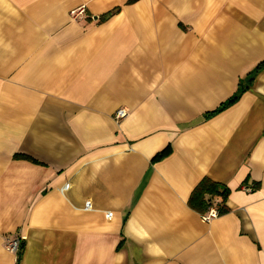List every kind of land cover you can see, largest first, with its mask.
Instances as JSON below:
<instances>
[{
    "label": "crops",
    "instance_id": "1",
    "mask_svg": "<svg viewBox=\"0 0 264 264\" xmlns=\"http://www.w3.org/2000/svg\"><path fill=\"white\" fill-rule=\"evenodd\" d=\"M126 1L0 0V264H264V0Z\"/></svg>",
    "mask_w": 264,
    "mask_h": 264
},
{
    "label": "trees",
    "instance_id": "2",
    "mask_svg": "<svg viewBox=\"0 0 264 264\" xmlns=\"http://www.w3.org/2000/svg\"><path fill=\"white\" fill-rule=\"evenodd\" d=\"M140 0H127V4L136 3ZM121 6H118L109 12L105 13L103 19L110 17L116 12H119ZM264 69V59L257 63V65L247 74L245 78H242L239 82L237 91L231 95L227 100H225L219 107L212 111L205 113V118H210L214 114L226 109L227 107L234 104L242 94L249 88V84L254 81L257 74ZM171 153V146H167L163 150L159 151L152 159L153 162H157L167 157ZM20 157L29 156L17 154ZM258 187V184L255 185ZM230 194V188L223 183L217 182L209 177H204L193 189L188 204L194 210L200 212L201 214L207 213L211 207H217L219 215L224 214L229 211V207L226 204L228 196ZM23 249L21 248L18 252V260L20 261Z\"/></svg>",
    "mask_w": 264,
    "mask_h": 264
},
{
    "label": "built area",
    "instance_id": "3",
    "mask_svg": "<svg viewBox=\"0 0 264 264\" xmlns=\"http://www.w3.org/2000/svg\"><path fill=\"white\" fill-rule=\"evenodd\" d=\"M71 15L74 19H84L86 17V6L82 5L79 6L71 11ZM128 115V111L125 108H119L115 112V118L121 119ZM246 190H250L251 188L245 187ZM219 215L217 207H211L207 213H205L204 218L207 221H210L214 218H216ZM7 248L13 252L18 253L21 249V239L18 237H14L12 239H9L7 242Z\"/></svg>",
    "mask_w": 264,
    "mask_h": 264
}]
</instances>
